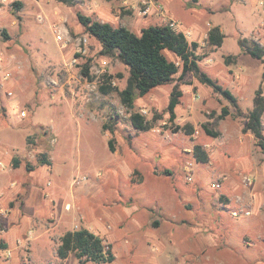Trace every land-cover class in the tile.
Here are the masks:
<instances>
[{"label":"rangeland","instance_id":"obj_1","mask_svg":"<svg viewBox=\"0 0 264 264\" xmlns=\"http://www.w3.org/2000/svg\"><path fill=\"white\" fill-rule=\"evenodd\" d=\"M77 13L137 34L173 22L198 43L200 69L230 89L236 106L192 73H176L134 100L132 111L150 124L135 129L119 97L128 67L117 53L102 54L93 37L84 45ZM214 25L225 35L219 47L206 42ZM59 31L70 41L57 42ZM243 37L264 47L261 0H0V187H24L8 197L20 202L17 215L9 219V200L0 201V235L11 246L0 249V264H78L56 248L64 232L81 227L101 234L115 255L85 264H264V153L242 130L260 84L264 95V55L243 53ZM226 55L233 59L225 63ZM102 85L112 89L103 93ZM175 86L182 96L170 122ZM222 106L228 114L219 118ZM185 124L192 134L174 131ZM195 144L207 162L194 159ZM42 155L50 164L38 163Z\"/></svg>","mask_w":264,"mask_h":264},{"label":"trees","instance_id":"obj_2","mask_svg":"<svg viewBox=\"0 0 264 264\" xmlns=\"http://www.w3.org/2000/svg\"><path fill=\"white\" fill-rule=\"evenodd\" d=\"M261 2L264 9V0ZM13 4L20 6L19 2H13ZM77 18L85 33L100 43L102 54L117 53L119 59L128 67L126 85L119 90V97L121 104L131 110L129 121L135 129L147 130L150 124L140 112L132 111L134 100L146 95L155 87L170 82L176 73H179L181 78L187 73H192L200 83L210 86L214 92L219 93L236 106V98L231 91L200 69L199 56L195 53L198 43L188 41L184 32L175 30L169 24H161L143 27L137 34L123 25L113 26L109 22L99 21L81 13H77ZM224 36L220 27L214 25L207 31L206 42L210 46L219 47ZM238 45L243 53L252 58L261 59L264 55V47L253 39L240 38ZM165 52L178 58L179 63L170 59ZM230 59H233V56L226 55L224 62L226 63ZM81 73L84 76H89L88 64L82 66ZM261 85L254 92L251 109L244 115L242 130L251 133L256 146L264 153V125L262 122L264 95ZM99 89L101 92L107 93L112 87L102 85ZM181 96L182 90L178 86H175L169 94L166 111L170 122L176 118L175 108L179 104ZM226 114H228V109L226 106H222L218 117L223 118ZM102 128L108 129L111 133L114 131L112 126L107 127L105 124L102 125ZM202 128L207 134L216 135V132L212 131L206 123L202 124ZM174 129V131L183 130L186 134L193 132V128L189 124L176 125ZM108 146L111 151L114 150L112 139L108 140ZM192 154L197 162L208 161L207 152L199 144L193 145ZM37 161L40 165L50 164L44 155ZM10 162L12 167L18 166L16 157H12ZM12 204L9 202L10 206ZM6 247V243H0V249ZM70 253H73L77 258L78 264H85L87 261L110 263L115 259L111 243L101 234L85 227L68 230L60 236L56 256L65 259Z\"/></svg>","mask_w":264,"mask_h":264},{"label":"crops","instance_id":"obj_3","mask_svg":"<svg viewBox=\"0 0 264 264\" xmlns=\"http://www.w3.org/2000/svg\"><path fill=\"white\" fill-rule=\"evenodd\" d=\"M126 1V0H125ZM124 2V1H123ZM220 27V26H219ZM221 29V28H220ZM228 89V88H227ZM228 90H230V89H228ZM232 93V92H231ZM233 94V93H232ZM234 95V94H233ZM264 125V124H263ZM1 159V158H0ZM4 162H6L7 163V165H9V167H11V163H9L10 161H9V159H8V157H7V160L6 161H4ZM9 182H11V181H6V183H4V186H3V188H1L0 187V189L1 190H3L4 191V193L0 190V201H4L5 199H7L8 197L9 198H11V199H13L14 197H17L16 195L18 194V193H20L23 189H24V187L23 186H21L22 184H18V187H17V184L15 183L14 184V188H9V187H7L8 185H9ZM21 187H23V189L21 190ZM25 191H27L28 192V187L25 189ZM8 198V200H9V202H12L10 199ZM143 199V198H142ZM31 201H32V199H31ZM31 201L29 202V205H30V207L32 208V206L33 207H37V206H35V203L33 202V203H31ZM38 202V201H37ZM36 202V203H37ZM13 203V202H12ZM18 204L20 205V202L19 201H16V203H13L11 206L10 205H8V213H7V215L9 216V219H10V216H11V212H14L16 209V214L15 215H17V212H18ZM154 204V203H153ZM161 204H163L162 202H161ZM161 204H159V208H158V210H160V208H161ZM164 205V204H163ZM166 206V205H165ZM157 207V206H156ZM167 207V206H166ZM160 213V212H159ZM158 226L159 225V221L158 220H154V222H153V225L151 226V227H154V226ZM5 235H3V237H2V235H0V238H2L4 241V243H6V245H7V247L6 248H10L11 246L8 244V242L5 240V237H4ZM5 248V249H6ZM7 250H10V249H7ZM10 261H11V259H10Z\"/></svg>","mask_w":264,"mask_h":264},{"label":"built area","instance_id":"obj_4","mask_svg":"<svg viewBox=\"0 0 264 264\" xmlns=\"http://www.w3.org/2000/svg\"><path fill=\"white\" fill-rule=\"evenodd\" d=\"M147 10H149V9L146 7V9H144V12L147 11ZM169 25L173 27L174 23L173 22H170ZM54 38H55V40L57 42H61V43H66V42L70 41V37H68L67 34L65 32H63V31H59L58 33L54 34ZM88 38H89V36L87 34H85V36L81 39L83 41L84 45H86ZM81 40H78V43H77L78 50L79 51H85V50H82L81 47H80V45H79V42ZM9 75H10V73L4 74L3 79H8ZM8 94H12L11 91H8ZM21 115L24 116L25 115V112H21ZM3 166H5V164L3 162H0V169H3ZM190 178H191V176L189 174H187L186 175V179L189 180ZM243 181L244 182H248L249 179L248 178H243ZM214 185L215 184H212V186H214ZM249 213L250 212L248 210H244L242 212V216L248 215ZM232 214L233 215H237L236 212H232Z\"/></svg>","mask_w":264,"mask_h":264}]
</instances>
